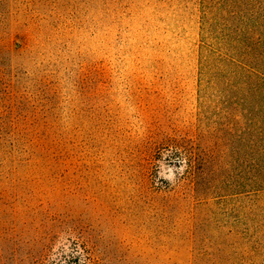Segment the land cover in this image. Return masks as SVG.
Listing matches in <instances>:
<instances>
[{"label":"rangeland","instance_id":"374dc122","mask_svg":"<svg viewBox=\"0 0 264 264\" xmlns=\"http://www.w3.org/2000/svg\"><path fill=\"white\" fill-rule=\"evenodd\" d=\"M263 6L0 0V264H264Z\"/></svg>","mask_w":264,"mask_h":264},{"label":"trees","instance_id":"16d2710c","mask_svg":"<svg viewBox=\"0 0 264 264\" xmlns=\"http://www.w3.org/2000/svg\"><path fill=\"white\" fill-rule=\"evenodd\" d=\"M257 18H259L260 19V22H259V26H260V31H258V32H256V34L258 35V37H259V40L256 38V43H258V44H260V46L261 45H263L264 44V6L263 7H261V12L258 14V16H257ZM253 37V39L255 38V36H252ZM254 47L255 46H252V48H251V51H249V55H253L252 54V49H254ZM252 69L253 70H251V72H250V74L252 75V76H254V75H256V76H260V74H258V73H261L262 74V72L260 71V69H258V68H256V67H252ZM257 72V73H256ZM262 77V76H261ZM190 163V165L192 166V162L190 161L189 162Z\"/></svg>","mask_w":264,"mask_h":264}]
</instances>
